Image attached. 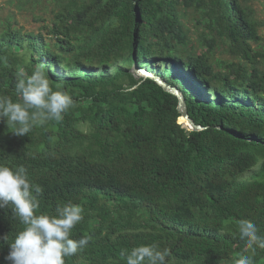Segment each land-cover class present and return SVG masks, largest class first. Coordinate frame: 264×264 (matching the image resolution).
Returning a JSON list of instances; mask_svg holds the SVG:
<instances>
[{"label":"trees","instance_id":"trees-1","mask_svg":"<svg viewBox=\"0 0 264 264\" xmlns=\"http://www.w3.org/2000/svg\"><path fill=\"white\" fill-rule=\"evenodd\" d=\"M10 1L50 8L30 30L0 17V97L18 101V69L41 66L75 106L24 136L0 119V164L41 186L37 214L83 207L71 238L91 239L65 264H125L121 249L152 243L170 249L166 264L252 255L237 227L264 235V18L252 0ZM136 66L177 87L202 129ZM23 227L0 209V264ZM252 259L264 264V250Z\"/></svg>","mask_w":264,"mask_h":264},{"label":"clouds","instance_id":"clouds-1","mask_svg":"<svg viewBox=\"0 0 264 264\" xmlns=\"http://www.w3.org/2000/svg\"><path fill=\"white\" fill-rule=\"evenodd\" d=\"M0 62L7 66V57H0ZM15 91L20 97L18 101L0 97V119H6L7 126H11V132L17 136L27 135L34 126L47 121L61 122L67 110L75 106L66 91L51 87L41 66L31 74L23 67L19 68ZM41 192V186L29 179L24 166L12 168L0 164V209L11 206L24 225L8 245L4 259L10 264H65L66 258L82 251L91 239V236L71 238L73 228L84 218V209L79 204L66 203L57 208L55 215L37 214L39 201L36 194ZM237 227L239 238L245 242L244 251L252 255L241 253L233 264H254L252 256L257 249L264 250V235L248 219H241ZM170 255L169 248H160L157 243L121 249L120 252L125 264H166Z\"/></svg>","mask_w":264,"mask_h":264},{"label":"rangeland","instance_id":"rangeland-1","mask_svg":"<svg viewBox=\"0 0 264 264\" xmlns=\"http://www.w3.org/2000/svg\"><path fill=\"white\" fill-rule=\"evenodd\" d=\"M251 4L256 11L257 18L263 19L264 18V0H252ZM49 8H50V5L47 3H44L41 6H39L34 12L33 10H30V9L20 11L14 7V3H11L10 0H0V17H5L6 15L12 13L15 15V18L18 20L19 25H23L25 29L30 30V29L37 28L41 24L33 20V13H37L40 15L44 14V16H47ZM215 55L221 56L223 58L227 57L226 54H220L219 52H216ZM133 71L136 72L135 69ZM136 73H137L136 76L146 77L144 75H141L138 72ZM183 125L187 128L185 123Z\"/></svg>","mask_w":264,"mask_h":264},{"label":"water","instance_id":"water-1","mask_svg":"<svg viewBox=\"0 0 264 264\" xmlns=\"http://www.w3.org/2000/svg\"><path fill=\"white\" fill-rule=\"evenodd\" d=\"M136 70V72H139L140 74H144L145 76L149 77L150 79L154 80L156 83H158L159 85L162 86V88L165 91H168L172 94H174L175 96H177L178 98V110L181 113V117H183L185 119L184 122H186V126L188 129L190 130H200L202 129V126L195 124L192 119L188 116L187 110H186V103L184 100V97L181 93V91L172 85L167 84L161 77L157 76L156 74L153 73H144L139 67H135L134 68ZM180 118V117H179Z\"/></svg>","mask_w":264,"mask_h":264},{"label":"bare ground","instance_id":"bare-ground-1","mask_svg":"<svg viewBox=\"0 0 264 264\" xmlns=\"http://www.w3.org/2000/svg\"><path fill=\"white\" fill-rule=\"evenodd\" d=\"M181 119H182L183 123H185V124H186V122H184V121H185V119H184L183 117H181Z\"/></svg>","mask_w":264,"mask_h":264}]
</instances>
